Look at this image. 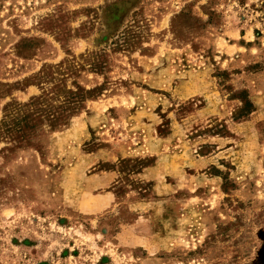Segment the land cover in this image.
Instances as JSON below:
<instances>
[{"label": "rangeland", "instance_id": "374dc122", "mask_svg": "<svg viewBox=\"0 0 264 264\" xmlns=\"http://www.w3.org/2000/svg\"><path fill=\"white\" fill-rule=\"evenodd\" d=\"M0 264H264V0H0Z\"/></svg>", "mask_w": 264, "mask_h": 264}, {"label": "crops", "instance_id": "0c3cea01", "mask_svg": "<svg viewBox=\"0 0 264 264\" xmlns=\"http://www.w3.org/2000/svg\"><path fill=\"white\" fill-rule=\"evenodd\" d=\"M157 173H158V168L156 166L154 167H150L149 169H146L145 173H144V176H151L150 179H154L153 177L156 178L157 176ZM163 188H170L168 186H164Z\"/></svg>", "mask_w": 264, "mask_h": 264}]
</instances>
